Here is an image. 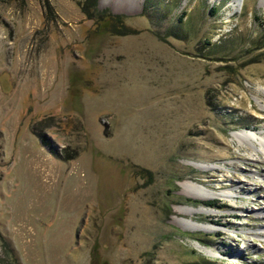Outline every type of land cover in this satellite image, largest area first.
I'll use <instances>...</instances> for the list:
<instances>
[{
  "label": "rangeland",
  "instance_id": "obj_1",
  "mask_svg": "<svg viewBox=\"0 0 264 264\" xmlns=\"http://www.w3.org/2000/svg\"><path fill=\"white\" fill-rule=\"evenodd\" d=\"M231 1L0 0V264H264L232 136L264 134V0Z\"/></svg>",
  "mask_w": 264,
  "mask_h": 264
},
{
  "label": "bare ground",
  "instance_id": "obj_2",
  "mask_svg": "<svg viewBox=\"0 0 264 264\" xmlns=\"http://www.w3.org/2000/svg\"><path fill=\"white\" fill-rule=\"evenodd\" d=\"M241 1L242 0H232L231 1L230 8L227 10V17L228 18L231 14L236 13L240 10L241 5H242ZM260 107H261V109L264 110V104L260 103ZM232 136L234 138H236L241 143H247V141H250V143H251V145H252V147L256 153H258V152L264 153V134H263V131L260 130V131L255 132V131H251V130H240V131L232 132ZM255 144L258 145V148L255 146ZM181 186L183 187V191L187 196L201 200V201L210 200L213 198V196L216 195V193L213 190H210L206 186L198 184V183H194L191 181L183 182V183H181ZM219 195H223V196L229 197L231 199L233 193L229 191V192L219 194ZM187 210H190L193 212L201 211V212H206L209 214L214 213L213 210H206V209L202 208L201 206L198 209H193V208L191 209L190 207H187ZM182 227L185 230H189V231H195L198 229L211 230V228L205 224H196V223H193L192 221L185 222L184 224H182Z\"/></svg>",
  "mask_w": 264,
  "mask_h": 264
},
{
  "label": "trees",
  "instance_id": "obj_3",
  "mask_svg": "<svg viewBox=\"0 0 264 264\" xmlns=\"http://www.w3.org/2000/svg\"><path fill=\"white\" fill-rule=\"evenodd\" d=\"M79 4H80V6L82 8V11L84 13H86L88 15V17H90V18H92V16L94 17V13L93 12H95V11H92L91 7L92 6L93 7L96 6L97 0H83V2H79ZM106 16L111 17V18H114V19H117L118 18L117 16H113V15H110L108 13H106Z\"/></svg>",
  "mask_w": 264,
  "mask_h": 264
}]
</instances>
